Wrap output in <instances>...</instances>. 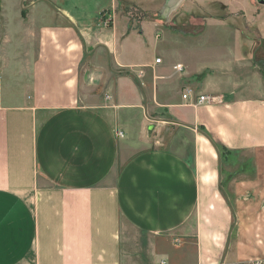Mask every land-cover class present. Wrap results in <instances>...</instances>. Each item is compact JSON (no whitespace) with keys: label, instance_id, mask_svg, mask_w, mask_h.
<instances>
[{"label":"crops","instance_id":"0c3cea01","mask_svg":"<svg viewBox=\"0 0 264 264\" xmlns=\"http://www.w3.org/2000/svg\"><path fill=\"white\" fill-rule=\"evenodd\" d=\"M2 1L4 82L14 84L0 91V264L264 258L256 65L229 47L218 68L188 57L206 42L168 35L179 0ZM129 8L144 18L137 26ZM10 65L22 66L18 78ZM186 89L219 101L194 105ZM160 114L189 145L160 143Z\"/></svg>","mask_w":264,"mask_h":264},{"label":"rangeland","instance_id":"374dc122","mask_svg":"<svg viewBox=\"0 0 264 264\" xmlns=\"http://www.w3.org/2000/svg\"><path fill=\"white\" fill-rule=\"evenodd\" d=\"M5 7L9 8L5 1L0 0V10ZM128 13V20L133 26H137L138 22L144 19L143 16L140 17L137 8H129ZM170 23L177 27L173 29L175 32L168 33V35L171 34L187 45L189 43L192 45L201 39L206 42L201 55L194 54L197 51L188 55L191 59L202 56L207 63L218 68L226 57L225 55L228 54L227 47H229L235 51L236 56H242L256 65L258 73L264 78V5L258 4L257 0H209L201 5L182 3L179 0L176 13L172 15ZM4 24L5 22L0 17V91L11 82H4L7 71H5L6 65L3 62V57L8 51L5 45H7L6 40L9 38V33L6 32ZM224 28L225 31H222ZM151 57L152 54L149 52L144 56V59ZM195 62L193 60V65H196ZM21 67L15 65V69L12 70L11 66V72L16 74L17 78L22 70ZM158 122H160L161 127L168 129L162 132L160 143L164 140L181 139V144H190L192 135L188 130L171 128L165 117L158 119ZM154 124L156 123L152 125ZM148 136V140L151 142L149 145L158 146L159 143L156 142L159 141L158 133H153L151 129ZM234 261L237 260L234 259Z\"/></svg>","mask_w":264,"mask_h":264},{"label":"built area","instance_id":"2783aa9c","mask_svg":"<svg viewBox=\"0 0 264 264\" xmlns=\"http://www.w3.org/2000/svg\"><path fill=\"white\" fill-rule=\"evenodd\" d=\"M155 64H160L161 60L160 59H156L154 60ZM175 70L177 72H181L182 71V66L181 65H177L175 66ZM138 75H141L140 73ZM182 99L186 102H190L193 103L194 105H201V104H213L219 101V98L217 97H213V96H205V95H196L193 93V91L191 89H186L184 94L182 95ZM117 136L119 138H122V134L118 133ZM240 264H264V258H256L244 263H240Z\"/></svg>","mask_w":264,"mask_h":264},{"label":"water","instance_id":"95a60500","mask_svg":"<svg viewBox=\"0 0 264 264\" xmlns=\"http://www.w3.org/2000/svg\"><path fill=\"white\" fill-rule=\"evenodd\" d=\"M257 3L260 5H264V0H257Z\"/></svg>","mask_w":264,"mask_h":264}]
</instances>
